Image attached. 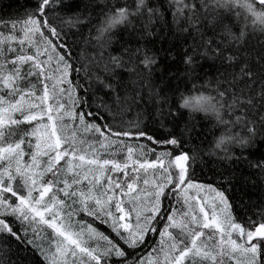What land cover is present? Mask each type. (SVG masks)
Here are the masks:
<instances>
[{
    "label": "snow or ice",
    "instance_id": "obj_1",
    "mask_svg": "<svg viewBox=\"0 0 264 264\" xmlns=\"http://www.w3.org/2000/svg\"><path fill=\"white\" fill-rule=\"evenodd\" d=\"M169 12L184 45L183 71L166 66L157 85L156 54L117 38L115 30L123 26L129 36L143 37ZM11 29L6 37L0 33V237L23 245L25 256L31 246L45 264H69V255L71 264H146V258L147 264H264V215L252 221L254 230L245 229L233 216L230 187L222 186H231L224 172L241 159L236 149L243 153L264 138V43L256 71L248 49L250 35L264 36V0H33ZM70 41L91 45L92 56L85 59L82 50L74 60ZM198 59L224 69L214 85L193 83L200 79L196 68H203ZM81 73L89 88L95 80L110 94L96 113L74 96ZM65 94L71 106L62 101ZM79 103L84 110L76 124ZM134 109L135 118L125 119ZM196 113L210 127L201 128ZM80 127L95 134L91 142L79 136ZM205 133L213 135L207 150ZM205 157L224 169L217 185L195 178ZM249 167L264 179V159ZM80 213L109 231L88 223L85 234ZM133 215L134 224L125 222ZM37 223L52 230L42 241L47 249L36 243Z\"/></svg>",
    "mask_w": 264,
    "mask_h": 264
},
{
    "label": "trees",
    "instance_id": "obj_2",
    "mask_svg": "<svg viewBox=\"0 0 264 264\" xmlns=\"http://www.w3.org/2000/svg\"><path fill=\"white\" fill-rule=\"evenodd\" d=\"M65 2H74L83 5L88 3V0H65ZM95 2L100 3L101 0H95ZM111 2L112 0H109V3ZM116 2L122 3V0H116ZM131 2L132 0H129V3ZM148 2L150 5L156 3L164 4L166 3V0H148ZM32 3L33 0H0V21L9 22V27L7 29L0 27V33H3L4 37L12 34L11 20L16 19L22 13L23 9L30 7ZM137 25L138 27H143V21H137ZM115 31L117 38L124 41L131 40L133 44L139 42L141 46H146L151 50L152 53L156 54L157 64L155 65V71L152 74V79L154 80L155 84H160L159 78L161 76V70H163L168 65H171L173 70L179 67L180 72H177V75H180V73L183 71V65L181 64V53L184 51V45L180 43V35L173 25L170 12L167 14V20L160 19L155 21L154 25L150 27L151 34H146L143 37L140 35L139 31L133 33L132 36H129L127 32L131 31V29L126 31L123 26H120ZM81 32L86 34L88 32V28H83ZM80 34L81 33H76V36H79ZM7 43L8 41H5V51H7ZM11 43L17 50L20 48L18 41L13 40ZM70 43L74 49L72 54L74 60L80 57L82 50L84 52L85 59L92 56L93 49L91 45L86 46L82 41L75 43L70 41ZM262 43H264V36H261L259 33H257L255 36H249L248 49L251 52L250 61L254 71L260 67V65L257 63V55L261 51L260 45ZM25 50L28 54H34V49H31L27 44H25ZM111 51L113 54H116L119 51V46L113 45ZM168 52H171V57L168 56ZM173 61H175V63H173ZM198 62L203 64V68H196L193 76H198L200 79H193V83L200 85L204 84L205 81L211 80L214 85L217 76H219V72H223L224 69L221 68L218 72V62L214 63L211 60L202 61L198 59ZM81 67H83V64H81ZM89 75H91V73H89ZM127 75V73H124L125 77H127ZM69 79L72 80L73 84L77 82L75 70L70 73ZM185 79H188V77H185ZM79 82L81 87L77 90L74 96L78 95L81 100L86 99L88 106L91 108L93 113H96L97 108L102 101L105 104L110 102V94L107 93V89H104L95 80H93L92 86L89 88L87 78L83 75V73H81ZM61 86L65 89L68 88L67 84H63ZM191 87L192 84H188V88L190 89ZM146 92L147 89H145V93ZM61 99L64 103L71 106L70 102L68 101L67 94H65ZM81 110H84L83 104L79 103L75 108V111L77 112V117L75 120L76 124H79L78 114ZM138 110L139 109H134L130 115L125 117V119H134L135 112ZM185 116L187 118V112H185ZM195 121H199V126L201 128L206 127V125L210 127L211 124V121L205 122L203 120L202 114L199 113L195 114ZM78 133L80 137L88 140L89 142L93 140L95 135L92 132L84 131L83 127L79 128ZM218 134L219 133L217 132L216 135ZM200 140L204 141L201 146L207 150L210 147V142L213 140V135L205 133L200 137ZM236 152L240 154L241 159L239 161L233 160L232 163L228 165L227 172H224V175L229 177L231 186L228 184H223L222 186L225 189H229L230 187L229 196L231 197V203L233 205V216L235 221L240 223L245 229L254 230L252 221H255L258 224L260 222V216L264 215V200H262L261 196V193L264 192V187H262V185H264V179L261 178L259 170L250 168L249 164L250 162H259L264 159V138L257 136L252 147L248 148L243 153H240V150L237 148ZM105 158L116 157H109L105 155ZM123 158V155L119 157L121 161H123ZM215 159V157H205L206 163L197 165L195 172V178L197 179V182L212 183L214 185H217L218 179H220L222 182L223 177L219 176V173L223 172L224 169L219 163H216L215 165L213 164ZM118 175L123 176V173H119ZM140 175L143 177V170H141ZM233 176L235 177V180H232ZM148 178L151 179L150 173ZM139 184L140 187H145L143 184V178L140 179ZM79 218H83L85 221L83 225L85 234H87L88 223H92L94 227H97L99 230L104 231L105 233L109 231L105 225L100 224L98 221H94L90 216H85L83 213H80ZM128 222L134 224L135 216L133 215L130 217ZM36 227L40 233V238L36 239V243L47 249L49 244L46 242L42 243V241L45 237H51L53 235L52 230L47 228L46 225H40L39 223H37ZM80 227L81 226L79 224L76 225L77 230H79ZM15 228L17 231H21L19 222L16 223ZM158 236L159 234L157 233V237ZM29 237L35 239L31 228H29ZM156 243V240L150 241V244ZM22 249L23 245H21L20 248H17L15 243L9 245L8 241H6L3 237H0V260H3L5 264H14V262L15 264H21V261H23V264H45L43 258L39 255V253L34 252L31 246H29L26 256L24 255ZM139 251L141 254L146 255L145 250L141 249ZM156 255V253L152 254L153 259L156 257ZM68 259L69 264H71L75 258L69 255ZM83 259L85 262L87 261V257H83ZM225 260H227V258H225ZM76 264H79V261H76Z\"/></svg>",
    "mask_w": 264,
    "mask_h": 264
},
{
    "label": "rangeland",
    "instance_id": "obj_3",
    "mask_svg": "<svg viewBox=\"0 0 264 264\" xmlns=\"http://www.w3.org/2000/svg\"><path fill=\"white\" fill-rule=\"evenodd\" d=\"M52 66L55 67V63L54 62H53V65ZM128 171H129L130 174H132L131 169H129ZM128 219L129 218H126V221L125 222H128Z\"/></svg>",
    "mask_w": 264,
    "mask_h": 264
}]
</instances>
